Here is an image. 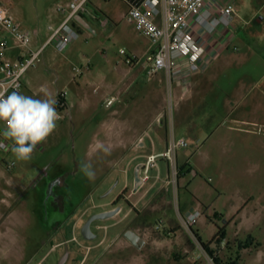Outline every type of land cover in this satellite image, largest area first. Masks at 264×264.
<instances>
[{
    "label": "rangeland",
    "instance_id": "374dc122",
    "mask_svg": "<svg viewBox=\"0 0 264 264\" xmlns=\"http://www.w3.org/2000/svg\"><path fill=\"white\" fill-rule=\"evenodd\" d=\"M71 1L0 0V6L10 8L21 28L32 34L31 46L37 50L51 37L50 27L57 28L66 16L57 8ZM255 5V9L263 5L259 17L264 18V0H258ZM253 6L252 1L242 5L243 14L249 15ZM92 10L100 15L97 19L85 15L90 28H82L79 37L62 53L54 44L47 45L36 65L26 73L25 81L30 85L24 92L28 96L41 99L39 95L50 94L57 101L58 94L64 93L68 107L56 109L61 116L57 129L46 142L39 144L30 160L17 161L10 150L0 151L2 183L21 180L28 184L24 203L14 204L23 216L21 228L8 227L3 240L0 239V264H20L22 254L26 257L24 264H52L53 254L48 246L41 258L37 257V250L42 246L40 242L48 238V232L55 234L47 185L58 172L65 175L62 191L69 199L68 211H77L65 229L67 239L76 238L70 244L72 258L76 257L70 264H208L204 257L197 259V244L177 220V204L184 214L185 199L192 194L210 207L208 219L203 216L193 231L198 238V226L199 238L213 241L215 256L223 263L236 260L237 264L254 261L264 264V242L258 252L259 245L254 239L248 240L246 230L240 231L239 236L236 218L227 229L228 236L219 243L216 234L225 220L212 211L227 214L231 205L243 199L252 202L264 197V133L247 131L248 125H233L229 120L233 114L243 112V101L232 95V89L243 88L248 101L254 98L258 83L255 54L259 49L247 50L245 41H238L235 53L242 57L241 66L200 80L195 99L190 104L179 103L174 112L175 133L184 132L190 143L178 153L179 164L185 168L176 203L171 193L161 190L159 185L150 191L149 186H134V170L140 168L146 157L124 148L115 155L107 154V149L114 146L113 137L124 135L128 139L146 127L140 118L147 119L149 124L157 108L162 107L161 114L165 111L170 89L164 72L148 76L144 56L150 41L125 19L124 1L92 0ZM106 20L108 24L103 25L102 21ZM6 35L0 31V39ZM121 49L126 55L120 54ZM20 52L10 50L8 55L12 57ZM249 54L252 56L246 58ZM128 57L139 62L129 65ZM124 87H133L131 92L136 95L132 100ZM172 87L173 96L177 86ZM184 87L195 86L191 83ZM109 96L120 101L107 108L104 100ZM192 107L195 110L192 117L185 119ZM157 119L158 116L149 131L162 129L170 134L169 120L162 125ZM86 162L91 163L95 172L92 180L81 171ZM6 164L14 165L8 168ZM159 164L165 176L166 162ZM118 206L122 208L118 215L92 225L93 233L98 234L95 240L87 243L81 240L80 228L91 214ZM259 213L254 220L259 225L254 231L260 228L264 233V210ZM160 224L161 228H157ZM128 231L141 237L144 245L139 248L132 245L125 236ZM54 238L56 243L63 240L61 236ZM79 243L87 247L78 250ZM244 244L250 245L249 248Z\"/></svg>",
    "mask_w": 264,
    "mask_h": 264
},
{
    "label": "built area",
    "instance_id": "2783aa9c",
    "mask_svg": "<svg viewBox=\"0 0 264 264\" xmlns=\"http://www.w3.org/2000/svg\"><path fill=\"white\" fill-rule=\"evenodd\" d=\"M92 0H72L66 6H59L57 10L66 14L64 20L57 28L50 27L52 35L45 45L37 50L31 46L32 34L24 31L21 24L13 17L10 8L0 6V31L7 35L0 39V93L5 95L12 91H21L23 87L22 78L29 69L36 65L45 47L54 44L59 52L65 49L79 37L80 31L76 17L78 15L94 14L90 8ZM127 10L124 15L128 23L143 36L149 39L150 49L144 56V64L148 76L158 72H164L169 84V103L165 111L158 117L157 123L162 124L169 120L171 126L168 135L167 146L160 152L146 157L140 166V179L143 186H149V191L159 185L161 190L171 193L177 203L179 193V181L185 166H180L178 153L190 146L185 137L178 136L174 131V112L179 102L172 96L173 84H189L193 76L203 73L211 64L214 55L220 49L210 46L207 36H214L220 29L232 30V24L236 18L235 0H123ZM107 25L108 21H102ZM37 34V32H35ZM200 38H204L203 41ZM230 40L223 41L221 47L226 48ZM212 48V51H210ZM21 50L15 60H10L7 53L10 50ZM214 52L213 54H211ZM121 55H126L124 49ZM139 59L127 58L126 63L132 65ZM118 99L111 97L105 103L111 107ZM56 109L68 107L66 94L59 93ZM247 131L264 133V126L260 124H247ZM4 125L0 124V132ZM11 141L0 135V151H9ZM36 147L34 152L37 150ZM33 152V153H34ZM160 161H165L167 173L162 175ZM14 164L9 165L12 167ZM187 166V164H186ZM155 171V175L151 173ZM177 220L180 227L187 232L199 250L198 258H206L208 264H216L205 248L201 245L199 238L195 236L193 229L203 217L200 208L193 209L190 213H182L177 204ZM161 224L157 228H161Z\"/></svg>",
    "mask_w": 264,
    "mask_h": 264
},
{
    "label": "crops",
    "instance_id": "0c3cea01",
    "mask_svg": "<svg viewBox=\"0 0 264 264\" xmlns=\"http://www.w3.org/2000/svg\"><path fill=\"white\" fill-rule=\"evenodd\" d=\"M249 1H252V4H254L253 6L254 10L249 15H244L242 11L243 10L242 5H245V6L246 4L248 5ZM257 1L258 0H235L236 18L232 24V30L226 31L224 29H220V31L217 32L214 36L212 37L207 36L208 43H209V49H210V46H212L213 48H218L220 50L216 55H214V58L211 64L209 65V67L207 68L205 72L198 73L193 76L189 84L193 83L195 87H184L185 85H187L186 83L176 84L177 87H174V94L180 104L183 103V101L186 102V104H190L191 100L195 99V94L197 93V90L200 88V87H197L200 80H205L209 76H214V74L218 73V71H229L230 69L241 66L242 57L241 55L235 53V51H238V45H239L238 41L244 40L245 41L244 45L247 50H250L252 48L254 49V47H257L259 49L258 54H255L256 56L255 59L257 61L256 67L258 69V83H257V87H255L256 93L252 101L247 100L246 96L248 95L245 94L243 88L238 87L236 89H232L231 91L233 92L232 95L239 101L241 102L243 101V104L241 105L243 108V112L238 113L237 115L233 114V116H230L229 120L233 125H247L249 123H254V124L259 123V124L264 125V18L259 17V15H261L259 11L260 9H262L263 5L258 8L259 10L255 9V7H257L255 3ZM90 8L92 10V1L90 3ZM92 12L95 17H93L92 15H88V16H91L92 18L97 19L100 14L98 12H94L93 10ZM83 19L85 21V25H81L77 22L78 24L77 27L79 31H82V28H86V29L90 28V24L86 20L85 15L83 16ZM203 39L200 38V40L202 41ZM226 39L230 40L228 42L227 47L226 48L221 47V45L223 44V41H225ZM149 49H150V46L148 47L146 53L148 52ZM210 51H212V48ZM213 53L214 52H212L211 54ZM19 54L20 53L10 57L7 53V57L10 60H15L19 56ZM247 56L250 57L252 55L251 54L245 55L246 58ZM25 79H26V74L22 78L23 87L20 93L28 96V94L24 92V89L25 87H28V85H30V82L28 81L26 82ZM132 88L133 87H124L123 89L127 93V95H129L130 100H132L134 98V95H136L135 92H131ZM45 96L46 95L41 94L38 97L44 98ZM111 97H115V96L107 97L104 100V102L106 103V101L110 99ZM118 101L120 100L118 99ZM114 104L111 107H113ZM69 108H71L70 104H69ZM107 108H110V107H107ZM161 108L162 107L160 106V108H157L155 112L151 114V120H150L151 122L149 124H147L148 123L147 119L143 117L140 118L139 120L142 123H146V127L143 130H139L131 134L130 138L127 139V137H124V135H117L113 137V139L115 140L114 146L112 148L107 149V154L115 155L118 152H121L120 150H123V148L129 149V151L131 152H136L137 154H140V156H143V157H147L151 154L162 152L167 146V140H168L167 133L165 132V130L155 129V128L153 132L149 131V126L152 124V122H154L155 117L157 116L160 117ZM189 111L190 112L186 113L185 119L192 117V114L195 111L194 107L190 108ZM177 112H178V115L180 116L181 108L177 110ZM185 119L183 118V122L184 121L187 122V120ZM231 128H237V127L231 126ZM178 136L186 138V134L184 132H180ZM6 166L8 167V164H6ZM189 169H191V167H189ZM0 177H1L0 179V222H1L0 223L1 225L0 239H2L3 236L7 233L8 227L21 228V224H22L21 219L23 216L21 215L20 210L18 209L16 210V208H14V204L20 205V203H24L27 197L26 192H27L28 184L22 183L21 180H17V181L6 180L5 183L4 182L2 183V180L4 177V173L2 170H0ZM183 180L184 178L180 179L179 184ZM63 196L67 198L66 194H64ZM184 204H185L184 213H190L195 208H200V209L203 208L205 211L203 216L206 218V220L208 219L210 207L206 203H204L195 194H192L191 198L185 199ZM52 210L54 212L53 207H52ZM263 210H264V197L261 196L257 199L256 198L253 199L252 202L246 199H243L240 201L239 204L231 205L227 214H223L221 213V211H218L216 209H213L212 211L214 214H218V217L221 220L231 221L229 222V225H226V232H227L228 227L234 223V219L236 218L238 235L239 236L241 235L240 231L246 230L248 233L247 234L248 237H251L252 240L254 239L255 243L259 245V248L257 251L260 252L262 244L264 242V236H263L264 233H262V229L260 228L254 231V229L259 225V224H256L254 220L256 219L257 215L260 214L259 212ZM203 218L200 220V223L203 220ZM54 219H56V215L53 216V222L55 221ZM196 230H197V234L199 237L198 226ZM47 235L50 236L51 232H48ZM201 241L204 243H207V241L205 242L202 239ZM38 250H37V257L39 258ZM252 257L255 260V255H252ZM19 258L21 259L19 263L24 264L26 257L22 254L21 256H19Z\"/></svg>",
    "mask_w": 264,
    "mask_h": 264
},
{
    "label": "clouds",
    "instance_id": "9594fccd",
    "mask_svg": "<svg viewBox=\"0 0 264 264\" xmlns=\"http://www.w3.org/2000/svg\"><path fill=\"white\" fill-rule=\"evenodd\" d=\"M56 103L50 94L36 99L19 91L0 93V123L4 125L0 135L12 142L10 151L17 161L30 160L36 147L57 129L61 116ZM81 171L89 180L95 178L91 163H83Z\"/></svg>",
    "mask_w": 264,
    "mask_h": 264
},
{
    "label": "flooded vegetation",
    "instance_id": "af4514ba",
    "mask_svg": "<svg viewBox=\"0 0 264 264\" xmlns=\"http://www.w3.org/2000/svg\"><path fill=\"white\" fill-rule=\"evenodd\" d=\"M136 170H137V168L134 170V186H136V182H135ZM139 174H140V168H139ZM47 175H49V174L47 173ZM116 181L118 183V180H116ZM64 185H65V175L63 173H59V172L53 176L50 183L47 185L48 202H50L51 207H53V209H54L53 213H54V215H56V219H54L55 221L53 222L54 228H52V230H55V234H53V235L51 234L50 236H48V238L41 241L42 246L38 250V256L41 258L43 251L48 246L50 249L49 250L50 253L53 254L52 255V257H53L52 264H70V262L74 258H76V257L72 258V254H71V250H70V246H71L70 244H71V242L75 241L76 238L75 239H72V238L67 239L65 229H66L67 225L75 217V215L77 214V211H70V210L68 211L67 200H69V199H68V197L66 198L63 196L64 194L62 191L64 188ZM92 215L93 214H91L85 220V222L82 224V226L80 228V236L82 237L81 240L84 241L85 243H87L88 241H93L98 237V234L94 233L96 235L95 239L86 240V239H84V237L81 234V229H82L83 225L86 223V221ZM95 222H93L92 225ZM92 225H91V229H92ZM56 236H61L63 238V240L59 243H56L55 238H54ZM79 245L80 246H79L78 250H81L82 248L87 247V245H83L81 243H79ZM132 245H134V244L132 243ZM135 247H137V246H135ZM43 262H44V260H43Z\"/></svg>",
    "mask_w": 264,
    "mask_h": 264
},
{
    "label": "water",
    "instance_id": "95a60500",
    "mask_svg": "<svg viewBox=\"0 0 264 264\" xmlns=\"http://www.w3.org/2000/svg\"><path fill=\"white\" fill-rule=\"evenodd\" d=\"M75 19L79 24L85 25V21L83 19V16L78 15ZM135 182H136V188H139V186L142 185L140 175H139V168H137V170H136ZM114 187H115V185L111 188V190L109 192H111ZM121 210H122V208L120 206H118L117 208L110 210V211H105V212L93 214L86 221V223L83 225V227L81 229V234L84 237V239L93 240L96 238V235L93 233V231L91 229V225L93 222L101 221V220H107V219H110L112 217H115L116 215H118L121 212ZM125 236L127 237V239L131 243H133L138 248L140 246L144 245V243H145V241L141 237H139L137 234H135L132 231H128Z\"/></svg>",
    "mask_w": 264,
    "mask_h": 264
},
{
    "label": "trees",
    "instance_id": "16d2710c",
    "mask_svg": "<svg viewBox=\"0 0 264 264\" xmlns=\"http://www.w3.org/2000/svg\"><path fill=\"white\" fill-rule=\"evenodd\" d=\"M215 216H218V214H215ZM229 224V221H224V226L222 227H218V232L216 234V238L217 240L219 241V243H222L223 240H225L226 236H227V232H226V225ZM199 238V237H198ZM221 239V240H219ZM249 241L252 240L251 237H249L248 239ZM199 241L201 243V245L205 248V250L208 252V254L213 257L214 261L216 262V264H237V261L234 260V261H231L229 263H223L222 260L220 258H218L217 256H215V251L214 249L211 247L212 244H213V241H210V242H207V243H204L201 241V239L199 238ZM250 245H245L244 244V247L245 248H248Z\"/></svg>",
    "mask_w": 264,
    "mask_h": 264
}]
</instances>
